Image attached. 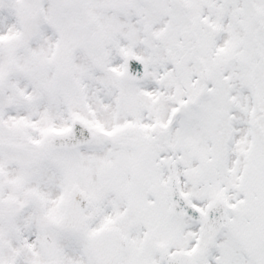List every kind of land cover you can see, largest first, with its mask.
<instances>
[{
  "label": "snow or ice",
  "instance_id": "1",
  "mask_svg": "<svg viewBox=\"0 0 264 264\" xmlns=\"http://www.w3.org/2000/svg\"><path fill=\"white\" fill-rule=\"evenodd\" d=\"M0 264H264V0H0Z\"/></svg>",
  "mask_w": 264,
  "mask_h": 264
}]
</instances>
